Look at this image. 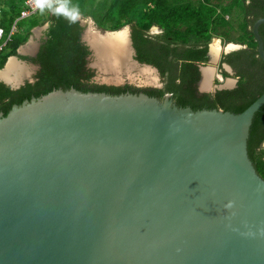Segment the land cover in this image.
<instances>
[{
	"label": "water",
	"instance_id": "obj_1",
	"mask_svg": "<svg viewBox=\"0 0 264 264\" xmlns=\"http://www.w3.org/2000/svg\"><path fill=\"white\" fill-rule=\"evenodd\" d=\"M125 28L95 33L126 30L149 69ZM21 47L0 71L28 72ZM263 105L264 92L233 114L71 88L0 113V264H264V180L247 154Z\"/></svg>",
	"mask_w": 264,
	"mask_h": 264
},
{
	"label": "trees",
	"instance_id": "obj_2",
	"mask_svg": "<svg viewBox=\"0 0 264 264\" xmlns=\"http://www.w3.org/2000/svg\"><path fill=\"white\" fill-rule=\"evenodd\" d=\"M73 0H60L42 12V15L21 20L17 30L0 51V69L10 56L16 55L33 28L51 20L47 41L41 46L35 63L39 70L33 83H26L17 90H11L0 83V113L6 116L13 106L38 98L53 90L75 89L110 95L125 93L121 88L95 86L89 83L92 73L85 69L88 52L79 43L82 27L78 21L70 20ZM81 10L78 15L89 17L102 30L117 31L124 26L132 29V46L140 63L154 65L162 76L171 79L164 90H149L146 94L161 100L164 93L171 91L177 107L198 110H222L238 114L249 107L264 92V81L252 80L251 74L240 73L237 88L221 92L216 99L208 96L196 98L188 84L194 62L205 60L207 44L212 38L224 43L245 45V49L233 56H244L247 62L255 58L257 43L252 26L264 18V0H109L96 4L95 0H78ZM23 5L21 0H0L2 25L8 32L19 16ZM74 12V11H73ZM157 26L161 33L146 36L151 27ZM264 45V24L259 27ZM23 58V57H19ZM229 61V58H227ZM260 61L258 68L264 67ZM182 69L180 75L176 72ZM179 79L176 84L175 80ZM264 105L255 113L247 139V154L259 177L264 180Z\"/></svg>",
	"mask_w": 264,
	"mask_h": 264
},
{
	"label": "flooded vegetation",
	"instance_id": "obj_3",
	"mask_svg": "<svg viewBox=\"0 0 264 264\" xmlns=\"http://www.w3.org/2000/svg\"><path fill=\"white\" fill-rule=\"evenodd\" d=\"M74 21H78V20L75 19ZM78 23H79V21H78ZM79 26L82 27V32H81L80 37H79V43L83 47H85L87 52H88V55L85 59L86 60L85 69L90 73V71L93 69L89 66V61H88V57L91 55V52L89 50V47L86 44L87 39L82 41L85 26L80 25V23H79ZM94 27L96 28L95 30L106 31V30L99 29L95 25V23H94ZM50 28H51V23H50V27L48 26L47 31H46V36H44V38L40 42L38 49L36 47L37 51H36L35 55H32L33 52L32 53L30 52L31 55H27L26 57L23 56L28 62L27 65L29 64L30 66H33L34 71L32 72L33 75L29 78L32 81L30 82L28 79L24 82V84L22 86H24L26 83H33L34 82V76L36 75L37 71L39 70V65L35 63V60L37 59V56H38V53L40 51L41 46L47 41V38H48L47 34H48ZM129 29H130V39H131L132 29H131V27ZM152 30L156 31V32H152ZM160 33H161V30L157 26H153L147 32H145V35L146 36H156V35H159ZM212 39L207 44L206 52H205V60L201 61V62H194L193 63L194 66L191 69V71H189L190 77L187 80L188 84L184 86V88H189L196 98H202L203 96H208L210 98V100H213V99H216V95L218 93L235 90L237 88V85H238L239 80H240V73L242 74V72H246L247 74H251L252 80L256 79L257 82H260V80H261V82L264 81V67L258 68V66L260 65L259 60H261V59L259 58L257 52L255 54V58L253 59V63L251 61L247 62L245 60L244 56H237V57L233 56V54L235 52H238L241 49H245L246 48L245 45L234 44V45H239L240 48L236 49V50H229L226 52L225 51L226 47L224 48V50L222 48V45H225V43L222 42L221 39L217 38L220 40L219 41L220 51L218 53V56L216 58L215 63H211L210 57H213L211 54V50H210ZM131 43H132V40H131ZM228 44H230V43H228ZM132 48H133V46H132ZM133 50H134V60H136V62H138L140 66L149 67V70H151L152 74L155 77V81H154L155 83L145 84L143 82L141 83L138 80L137 81L138 83L136 84V82L133 83V81H130L129 79L125 78V80H126L125 82H122L119 84H112L111 83L110 86L104 85L105 83L97 84V80L94 77L98 72L97 70L95 71L94 75H92L89 83L92 85H95V86H106V87L121 88V89L124 88V90L126 92L135 91V92H137V94H140V93L144 94L146 91H149V90H164L170 84L171 79L167 76H162L160 71L158 70V68L156 66L149 65L146 63H140L136 59V51L134 48H133ZM256 51H257V49H256ZM227 58H229V61H227ZM214 65H216V68H214V69L209 67V66H214ZM226 66L229 67L230 70H228L226 68ZM179 68L180 67L178 65V70L176 72L177 75H180L182 72V69L179 70ZM89 69H91V70L89 71ZM139 69H140V67H139ZM141 69H146V68L141 67ZM207 69H211L212 73L211 74L205 73L207 71ZM93 70H95V69H93ZM27 74H29V73L27 72ZM206 77L208 78V82L206 84H204ZM93 78H94V80H93ZM230 79L234 81V85L231 84L230 86H227L226 83ZM94 81H96V83ZM179 82H180L179 79L175 80L176 84H178ZM6 87H8V86H6ZM8 88L11 89L10 87H8ZM11 90H14V89H11ZM173 96H174V94L171 91H168L167 93H164L161 100H163L165 97H168L174 103ZM261 146L264 148V142Z\"/></svg>",
	"mask_w": 264,
	"mask_h": 264
},
{
	"label": "bare ground",
	"instance_id": "obj_4",
	"mask_svg": "<svg viewBox=\"0 0 264 264\" xmlns=\"http://www.w3.org/2000/svg\"><path fill=\"white\" fill-rule=\"evenodd\" d=\"M93 35L99 36L97 33H91L90 31L86 34L87 37H85L94 52V65L98 67L103 81L107 83L118 84L123 80L124 77H126L130 81H134L136 80V74H139L141 83H155V77L152 74L151 70L147 68L137 69V67L134 66L135 64L130 59L127 40L128 34L126 30H122L118 33L110 35L107 34V36H100L99 38H95ZM218 47L219 44L217 41H214V44L210 46L211 54L215 59L217 58L219 53ZM21 51H23V48L21 49ZM205 73L211 74L212 70L207 69ZM26 74L27 71L25 66L19 65V63L15 60H11L8 63L7 67L4 70L0 71V78L9 83L18 84L22 78L28 76ZM205 79L206 80L204 81V84L208 82L207 77ZM231 84V81H227L226 83L227 86H230Z\"/></svg>",
	"mask_w": 264,
	"mask_h": 264
},
{
	"label": "rangeland",
	"instance_id": "obj_5",
	"mask_svg": "<svg viewBox=\"0 0 264 264\" xmlns=\"http://www.w3.org/2000/svg\"><path fill=\"white\" fill-rule=\"evenodd\" d=\"M78 0H73L72 2H73V4H72V7H71V10L72 11H69L68 12V17H69V19H71V20H75V18H80V20H81V24H83L84 26H85V31H88L89 30V32L91 31V33H93V31L95 32V27H94V22L89 18V17H86V16H84V15H78V14H76L75 13V11H79V10H81L80 8H79V5L80 4H77L76 2H77ZM96 1V4H98V3H100V2H107V1H109V0H95ZM48 9V8H47ZM45 11V10H44ZM43 11V12H44ZM74 11V12H73ZM39 15L41 16L42 15V12H40L39 13ZM89 22V23H88ZM50 23H51V20H48V21H45L44 23H42L40 26H38L36 29L35 28H33L32 30H31V32H30V35H29V37H28V40L23 44V45H21L22 47L21 48H23V52H25L26 54H25V56L24 57H26L27 55H31V53L32 52H34V50L36 49V46H37V43L38 44H40V42L42 41V39L44 38V36H46V31H47V28H48V26L50 27ZM80 23V22H79ZM85 23V24H84ZM80 24V25H81ZM124 27H126L129 31H130V26H124ZM125 28V29H126ZM91 29H93V30H91ZM37 31V32H36ZM152 32H156V31H153L152 30ZM87 36H90V35H87ZM86 36V37H87ZM95 38H99L100 36H97V35H93ZM105 36H107V35H105ZM101 38H104V37H101ZM214 41H217L218 42V44H219V39H217V38H213L212 39V43H211V46L214 44ZM228 45V43L226 44L225 43V45H222V48H223V50H224V48L226 47ZM25 47V48H24ZM218 50L220 51V48L218 47ZM31 52V53H30ZM20 57H23V56H20ZM18 58V60L19 61H22V62H24V63H28L27 62V60L25 59V58ZM90 63V62H89ZM17 65V64H16ZM18 66V65H17ZM28 67H29V70H28V73H30L31 72V69H30V66H29V64H28ZM209 67H211L212 69H214V68H216V65H214V66H209ZM139 69V68H138ZM89 70H91V69H89ZM94 71V72H93ZM95 71H96V69L95 70H91V73L94 75V73H95ZM26 75H29V74H26ZM33 75V73H31L30 75H29V78L31 77ZM137 76H136V80H134L133 81V83L134 82H136V84L138 83L137 81L139 80V81H141V78L139 77V74H136ZM95 77V79L97 80V84H102V83H105L104 85H108V86H110L111 85V83H107V82H105V81H103V79L101 78V73H100V71H98L97 72V74L94 76ZM124 78H126V77H124ZM123 78V80L121 81V82H125L126 80ZM208 79V78H207ZM93 80H94V78H93ZM95 83H96V81H94ZM112 84H114V83H112ZM135 84V85H136Z\"/></svg>",
	"mask_w": 264,
	"mask_h": 264
},
{
	"label": "built area",
	"instance_id": "obj_6",
	"mask_svg": "<svg viewBox=\"0 0 264 264\" xmlns=\"http://www.w3.org/2000/svg\"><path fill=\"white\" fill-rule=\"evenodd\" d=\"M59 1L60 0H39V3H37V0H21L23 8L20 11L19 16L13 21V23L9 27L8 32L2 25V13L0 9V51L5 48L7 43L15 34L17 30V23L19 21L35 17L47 8L57 5Z\"/></svg>",
	"mask_w": 264,
	"mask_h": 264
},
{
	"label": "clouds",
	"instance_id": "obj_7",
	"mask_svg": "<svg viewBox=\"0 0 264 264\" xmlns=\"http://www.w3.org/2000/svg\"><path fill=\"white\" fill-rule=\"evenodd\" d=\"M37 3H39V0H37Z\"/></svg>",
	"mask_w": 264,
	"mask_h": 264
}]
</instances>
